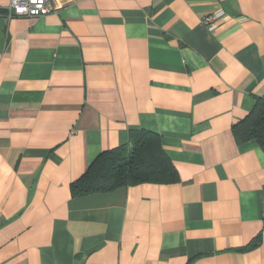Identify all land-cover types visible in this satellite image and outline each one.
<instances>
[{
	"label": "crops",
	"instance_id": "obj_1",
	"mask_svg": "<svg viewBox=\"0 0 264 264\" xmlns=\"http://www.w3.org/2000/svg\"><path fill=\"white\" fill-rule=\"evenodd\" d=\"M9 3L0 264H264V151L232 131L264 97V0H52L7 21ZM139 130L178 182L73 198Z\"/></svg>",
	"mask_w": 264,
	"mask_h": 264
},
{
	"label": "trees",
	"instance_id": "obj_2",
	"mask_svg": "<svg viewBox=\"0 0 264 264\" xmlns=\"http://www.w3.org/2000/svg\"><path fill=\"white\" fill-rule=\"evenodd\" d=\"M232 131L239 144L255 142L264 151V97L255 99L251 112L234 125ZM131 134L135 138L132 144L101 153L87 172L71 184L73 198L111 193L142 184L171 185L178 182V172L163 150L160 137L145 130Z\"/></svg>",
	"mask_w": 264,
	"mask_h": 264
},
{
	"label": "built area",
	"instance_id": "obj_3",
	"mask_svg": "<svg viewBox=\"0 0 264 264\" xmlns=\"http://www.w3.org/2000/svg\"><path fill=\"white\" fill-rule=\"evenodd\" d=\"M56 8L52 4V0H10L8 7L5 9L7 21L13 18H29L36 19L45 17L53 12ZM224 13H216L209 15L203 19L205 26L212 28L220 22Z\"/></svg>",
	"mask_w": 264,
	"mask_h": 264
}]
</instances>
